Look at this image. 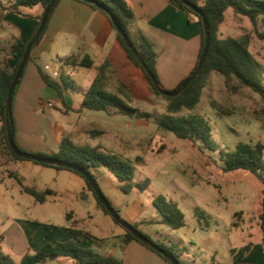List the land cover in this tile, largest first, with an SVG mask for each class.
<instances>
[{
    "label": "crops",
    "instance_id": "1",
    "mask_svg": "<svg viewBox=\"0 0 264 264\" xmlns=\"http://www.w3.org/2000/svg\"><path fill=\"white\" fill-rule=\"evenodd\" d=\"M199 1L202 3L204 0ZM126 2L134 14L128 25L131 39L139 42L141 38H145L152 44L157 54L156 69L161 84L168 85L172 90L176 89L180 82L191 74L197 63L203 32L200 18L170 0H126ZM42 12L43 8L40 5L26 10L31 16H39ZM38 27V21L29 17L13 13L0 16V67L8 66L13 69L18 64L23 45L33 38ZM119 47L125 52L117 39L113 24L104 13L77 0H59L49 17L41 41L31 50L30 60L13 95L11 113L15 126L13 135L15 144L21 151L53 155L58 152L64 136L73 133L79 140L84 134L82 131L86 128L85 120L88 115L87 109L81 108L84 93L97 75L98 68L106 61L110 63V89L115 91L120 84L125 85L127 87L125 91L130 96V100L126 99V103L130 107L140 109L133 106L138 97L137 88L138 86L149 88V83L143 71L128 59L126 52L127 61H123L120 66L116 64L118 61L122 62ZM54 55L60 60L59 68L52 73L55 80H59L62 73L69 76L83 70H91L92 81L85 86L70 81L72 86L62 87L63 99H61L58 90L47 85L41 75L42 72L46 74L44 71L46 65L50 66L48 71L53 69L47 61ZM85 55L93 62L90 68L73 69L63 62L68 57L80 61ZM130 66L133 68L132 72ZM133 77L135 79H130ZM47 102L53 103V107L45 106ZM1 126L0 123V130ZM77 133L80 134L79 137ZM49 168L51 167L36 165L31 161H17L10 158L0 134V176L5 175L14 180L21 192H23L21 185L11 177V173L17 174L24 186L30 187L27 185L29 182L32 184L31 188L41 192L46 190L51 192L44 203L36 202L28 194L34 200L29 207L19 205L11 208L9 197L0 189V236L2 237L0 251L9 255L15 264H21L24 255L34 254L46 243L56 244L73 240L71 225L77 230L89 232L98 239L91 243L79 235L75 239L76 244L83 248L92 244L95 251L105 257L111 256L123 264H168L161 256L137 241L124 245V228L118 226L112 216L106 215L98 208L87 182L78 174L51 168L56 171L53 179L48 183L43 182L41 179ZM94 169L91 168V174L97 180L93 173ZM106 178L112 182L111 176L107 175ZM117 188L121 190V185ZM165 196L169 199L168 195ZM81 202L86 205L81 206ZM46 204H51L46 206L48 213L41 210ZM132 209L141 214L145 206L141 202H134ZM55 211L65 215V223H56L53 214ZM157 213L159 214L158 211ZM160 220L161 216L158 219H142L139 223L163 225L158 223ZM157 236L158 240L164 239L158 232ZM116 238L122 241L121 253L116 252L114 248L107 250V246L111 242L115 243ZM254 248L255 245L252 244L248 253H245L244 249L236 251L232 248L231 264L237 262L251 264ZM242 254L244 257L239 258ZM260 255L264 263L263 253ZM42 264H74V261L68 257H60L46 260Z\"/></svg>",
    "mask_w": 264,
    "mask_h": 264
},
{
    "label": "rangeland",
    "instance_id": "2",
    "mask_svg": "<svg viewBox=\"0 0 264 264\" xmlns=\"http://www.w3.org/2000/svg\"><path fill=\"white\" fill-rule=\"evenodd\" d=\"M260 23L262 24V21ZM245 31H253L250 20L237 18L231 9L228 10L220 28L221 37H238ZM249 49L264 84V42L252 34ZM119 50L122 62L118 61L116 64L120 66L127 60L121 47ZM47 62L53 69L46 74L54 78L52 73L59 68L60 60L54 55ZM130 67L132 72L133 68ZM91 75V70H83L78 74L65 76L69 81L85 86L92 81ZM162 85L164 89L172 90L168 85L163 83ZM136 92L138 97L133 104L134 107L153 114L165 112L167 101L154 95L150 88L138 86ZM86 114H88L85 120L86 128L82 131L85 135L82 134L77 140L90 145L104 146L111 151L129 156L132 160L140 157L139 162H134L133 183L149 181L150 185L144 192L140 193L134 188L130 193L124 194L117 188L121 183L107 169L103 167L94 169L93 173L100 189L112 206L118 209L121 218L136 226L154 241L159 239L158 232L162 238L172 240L180 248L185 247L187 250L185 258L190 264H231L230 250L233 248L236 251L239 249L243 251L247 244L255 245L251 264H264L259 249L262 238L259 215L263 185L247 171L224 173L220 169L219 160L220 152L233 151L239 143L264 145V110L258 95L249 89L231 94L224 84L223 77L213 73L199 104L180 113L184 116L200 115L210 123L215 152L206 150L202 153L189 141L178 139L171 133L160 132L152 121L146 119L108 115L102 111L87 110ZM94 127L106 130V135L96 139L87 137L86 129ZM76 135L80 136L78 133ZM143 146L148 149L144 151ZM46 170L48 171L44 172L41 180L48 183L56 171L51 168ZM107 175L111 176L112 182L107 180ZM27 185L32 187L29 182ZM0 189L9 197L11 208L19 205L27 208L34 202L32 197L20 191L14 180L5 175L0 176ZM159 194H166L169 199L178 203L185 215L183 228L171 230L166 225L139 223L142 219L160 217L152 203L154 197ZM134 202H141L145 206L141 214L132 209ZM84 204L86 205L81 202V206ZM49 205L51 204H46L41 210L48 213L46 206ZM196 212L199 213L198 217ZM53 214L56 223H65V215L56 211ZM114 241L115 243L111 242L107 246V250L114 248L116 252L121 253L122 241L118 238ZM87 248L95 251L92 244ZM243 257L242 254L239 258Z\"/></svg>",
    "mask_w": 264,
    "mask_h": 264
},
{
    "label": "trees",
    "instance_id": "3",
    "mask_svg": "<svg viewBox=\"0 0 264 264\" xmlns=\"http://www.w3.org/2000/svg\"><path fill=\"white\" fill-rule=\"evenodd\" d=\"M50 1L51 0H0V16L6 13H13L22 17L35 19L40 24L44 10ZM77 1L87 4L94 10L101 11L108 17L111 23V17L115 19V21L127 34L129 41L137 50V52H135L126 45L122 36L113 25V28L117 32V39L125 50L128 59L136 67L143 71L145 79L149 83V88L153 94L167 101L165 112L160 114H153L147 111H142L138 108L130 107L126 103V99L130 100V96L125 91V88H127L125 85L120 84L115 91L110 89V63L106 61L98 68L97 75L93 79L88 90L84 93L81 108L95 112L102 111L108 115L118 114L134 119H146L148 121H152L160 132L171 133L178 139L189 141L191 144L197 146L202 153H205L206 150L212 152L216 151L212 141V128L210 123L200 115L184 116L180 113L184 109H193L199 104L212 73H218L223 77L224 84L228 92L231 94H238L243 89L251 90L259 96L262 103V109L264 110V84L262 83L259 71L253 63L252 55L249 49L252 41V34H254L260 41L264 42V0H204L202 3L199 0H187V2H189L192 6L202 11L206 17L209 32V50L199 74L192 81H190L186 88L176 97L162 95L155 88L149 75L144 71L140 61L138 60L137 55L142 57L150 72L155 76L160 86L163 88L156 69L157 54L153 50L152 44L145 38H141L139 42H136L132 40L129 35L128 25L133 19L134 14L128 6L126 0ZM170 1L178 3L183 10L190 11L198 16L187 5L181 3L180 1ZM58 3L59 1L53 7L52 12ZM38 5L43 8V12L39 16H31L26 13V10L32 9ZM230 9L233 11V15L235 17L249 19L253 26V31H245L238 37L222 38L220 28L225 21L227 11ZM48 21L43 33L33 48L41 41L46 31ZM260 21H262V24ZM200 22L202 23L201 18ZM27 44L28 43L23 45L20 60L13 69H10L8 66L0 67V123L2 125L0 134L8 156L17 161L28 160L15 155L8 145L7 131L10 130L14 134L15 126L13 119L9 118L6 111V98ZM204 45L205 31L203 29L201 48L195 67L198 64ZM63 62L65 65H68L73 69L78 67L90 68L93 65L92 60L87 55H85L80 61L73 57H68L65 58ZM41 75L47 85L58 90L61 99H63L62 87L69 88L72 86L68 78L63 73L60 75L59 80L49 77L44 72H42ZM186 79L182 80L176 89L170 91H175L180 88ZM85 133L90 138L94 139L106 134V130L94 127L87 129ZM142 149L145 151L148 148L143 146ZM36 155L39 157L64 161L90 173L91 168L103 167L121 183V191L125 194L130 193L134 188L143 192L149 186L148 180L133 183L135 175L134 162H139L141 160L140 157H137L136 160H132L130 157L111 151L104 146L90 145L89 143L78 141L73 133L63 137L57 153L53 155ZM219 160L221 162L220 169L224 173L238 170L247 171L255 176L263 185L261 190V213L259 215V226L262 238L259 249L264 255V145L262 143H257L255 145L239 143L233 151L220 152ZM31 162L36 165L51 167L57 170H67L76 173L85 179L81 173L70 168L46 165L34 161ZM10 175L21 185L23 192L31 195L38 203H44L47 199V195L51 193L49 190L41 192L35 188L24 186L22 179L17 174L11 173ZM93 178L95 179L94 176ZM85 181L87 182L86 179ZM87 186L92 192L98 208L106 215H110L106 208L101 204L92 186L88 182ZM153 205L161 216V220L158 223L168 226L171 230H179L185 226V215L175 201L168 199L163 194H159L153 199ZM113 209L119 214L114 207ZM198 216L199 213L196 212V217ZM114 222L120 226L115 220ZM149 223L153 224L154 222ZM45 226L48 227V225ZM133 227L137 229L136 226L133 225ZM70 231L73 235V240L56 244L46 243L34 254L24 255L21 260V264H42L46 260L58 259L60 257L71 258L73 259L74 264H123L121 261L111 256L105 257L91 248L79 247L75 242V239L79 235L88 239L91 243L98 240L89 232L77 230L73 225H71ZM139 232L149 239L150 244L152 243L159 247L164 254L158 253L149 243L144 244L140 242L127 230H125L123 244L126 245L131 241H137L149 250L161 256L168 264H171L168 258L174 259L179 264H190V262H188L185 258V254H187L185 247L180 248L173 243L172 240L165 238L154 241L147 234L141 231ZM1 238L2 237L0 236V241ZM251 247L252 244L245 246V253H248L251 250ZM0 264H15V262L9 255L0 251Z\"/></svg>",
    "mask_w": 264,
    "mask_h": 264
},
{
    "label": "water",
    "instance_id": "4",
    "mask_svg": "<svg viewBox=\"0 0 264 264\" xmlns=\"http://www.w3.org/2000/svg\"><path fill=\"white\" fill-rule=\"evenodd\" d=\"M59 0H51L49 2V4L47 5L46 9L44 10L41 22L39 24V28L35 34V36L28 42L26 49L24 51V54L22 56V59L20 61V64L18 66V69L16 71V74L14 76V79L9 87L8 93H7V98H6V111L7 114L9 116V118H12V101H13V95L16 89V86L19 82V79L22 76L23 70L29 60L30 57V53L31 50L33 48V46L35 45V43L38 41V39L40 38L41 34L43 33L46 23L48 21V18L52 12L53 7L55 6V4L58 2ZM181 3L187 5L194 13H196L202 20V25H203V29L205 31V45L203 48V51L200 55L199 61L197 66L195 67V69L193 70V72L191 73V75L185 80V82L182 84V86L180 88H178L175 91H168L164 88H162L159 84V82L157 81V79L155 78V76L150 72L149 68L147 67V65L145 64V62L143 61L142 57L137 55L138 60L140 61L144 71L149 75L152 83L154 84L155 88L164 96H168V97H176L177 95H179L187 86V84L192 81L201 71V68L203 66L204 60L206 58V55L208 53L209 50V32H208V25H207V21H206V17L204 15V13L202 11H200L199 9H197L196 7L192 6L189 2H187V0H178ZM111 21L112 24L114 25V27L116 28V30L120 33V35L122 36L123 40L125 41L126 45L133 49L135 52H137L136 48L133 46V44L129 41V38L127 36V34L125 33V31L119 26V24L115 21V19H113L111 17ZM7 142L8 145L10 147V149L12 150V152L19 156L20 158H23L25 160L28 161H34V162H38L41 164H46V165H55V166H62V167H66V168H70L73 169L79 173H81L85 179L87 180V182L92 186L96 196L98 197L99 201L101 202V204L106 208V210L109 212V214L112 216V218L121 226L123 227L125 230H127L128 232H130L135 238H137V240H139L142 243H149V239L147 237H145L142 233L139 232V230L135 229L133 227L132 224H130L129 222H127L125 219L121 218V216L114 211L113 207L111 206L110 202L107 200V198L105 197V195L103 194L102 190L100 189L97 181L93 178V176L91 175L90 172L81 169L75 165H72L70 163L64 162V161H60L57 159H51V158H45V157H39L36 154H31V153H27V152H23L21 151L17 145L15 144L14 141V135L13 133L8 130L7 131ZM150 244V243H149ZM151 247L156 250L158 253L160 254H164L163 251L157 247L155 244H150ZM168 258V257H167ZM171 262V264H179L177 261H175L172 258H168Z\"/></svg>",
    "mask_w": 264,
    "mask_h": 264
},
{
    "label": "built area",
    "instance_id": "5",
    "mask_svg": "<svg viewBox=\"0 0 264 264\" xmlns=\"http://www.w3.org/2000/svg\"><path fill=\"white\" fill-rule=\"evenodd\" d=\"M48 70H50V66H49V65H46V66L44 67V71L47 72ZM45 106H47V107H53V103L47 102V103L45 104Z\"/></svg>",
    "mask_w": 264,
    "mask_h": 264
}]
</instances>
